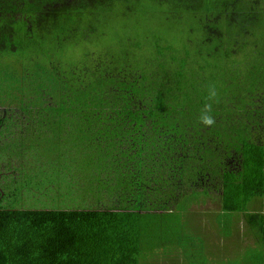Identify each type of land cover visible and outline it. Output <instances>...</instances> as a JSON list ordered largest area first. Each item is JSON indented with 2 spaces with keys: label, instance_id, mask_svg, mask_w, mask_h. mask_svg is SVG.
<instances>
[{
  "label": "trees",
  "instance_id": "1",
  "mask_svg": "<svg viewBox=\"0 0 264 264\" xmlns=\"http://www.w3.org/2000/svg\"><path fill=\"white\" fill-rule=\"evenodd\" d=\"M47 1L0 2V51L17 54L8 37L34 29L64 49L92 31L87 17L131 0ZM150 1L181 20V48L156 41L143 59L126 49L0 70V88L4 78L43 86L35 108L0 99V157L51 120L63 146L47 168L63 175L45 187L52 195L30 193L41 178L20 184L33 164L23 153L0 160V264H264V208L251 206H264V0ZM205 104L212 125L199 120ZM207 199L224 238L246 223L253 244L240 256L213 252L205 212L192 211Z\"/></svg>",
  "mask_w": 264,
  "mask_h": 264
},
{
  "label": "rangeland",
  "instance_id": "2",
  "mask_svg": "<svg viewBox=\"0 0 264 264\" xmlns=\"http://www.w3.org/2000/svg\"><path fill=\"white\" fill-rule=\"evenodd\" d=\"M130 4L119 5V8L114 7L111 11L100 10L98 14L89 16L83 23V27L91 25V32H85V34L78 32L80 39L78 43L71 42L65 43L64 49L62 45H56V41H53L50 35L45 36L43 39V33L33 30L31 36L25 34L14 35L8 37L10 43H13L17 48V54L11 49L0 51V70H18L21 66L25 67L29 61L27 57H34L35 61L41 58L43 61L46 57L51 56L52 61L59 62L62 64L73 65L75 63H83L87 56L90 54L108 53L110 55L121 52L128 49L130 53H137L142 59L149 55L150 48L158 42L173 43L175 42L176 47H182V41L186 40L184 29L181 25V20L174 18L167 10L159 4L150 0H131ZM93 25L98 29H95ZM82 26L80 29H82ZM26 33V31H25ZM38 40L37 42L34 40ZM142 47V48H141ZM58 49V52L56 51ZM19 56H22L21 61ZM25 58V59H24ZM25 65V66H24ZM3 84L0 88V99L2 103L11 105V108L16 105V108L31 109L40 106L41 103V83H28L25 79H3ZM27 84V85H26ZM28 88V89H26ZM21 106V107H20ZM39 119H42L41 117ZM48 119V118H45ZM46 127H41V132L38 135V140L32 143L16 142L14 148L3 147V153L1 154L0 160L2 162H8L12 158L24 154L23 159H29L33 164L26 165L23 171V179L20 184L34 185L37 179L41 178L40 191L25 190V195L34 192L39 197H42V193L46 195H52L50 190L45 187L53 188L58 185V181L63 180V175L57 172H51L47 168L53 167L55 162L53 161L56 157H61V150L63 146L55 141V133L51 131L49 125L46 123ZM54 135V137H53ZM53 137L50 140V137ZM17 145V146H16ZM13 151L11 152V150ZM18 158V157H17ZM38 170L36 175L30 173L35 168ZM23 169V168H22ZM45 171V173H44ZM62 182V181H61ZM44 190V191H42ZM77 192L73 194L76 195ZM65 194V193H64ZM41 202V199L40 201ZM68 202L79 205L80 200H74L73 197L69 198ZM261 202L254 201L252 205L264 208L260 205ZM27 208L39 209L41 207L30 204ZM53 207L68 208L72 206H58V203L51 205ZM250 206V207H251ZM45 207V206H43ZM73 206L72 208H76ZM48 208V206H47ZM217 204L211 199H207L204 204L192 206L194 212H205L198 216V219L203 220V225L207 227V233L209 235V243L211 242L213 252H218L221 256L226 253L229 257L240 256L244 251L246 245L253 244V239L245 240L246 237V223L243 218L234 220L231 224L233 226V235L230 238H224L221 229L219 228L218 222L214 218L210 217V214L219 210ZM212 211V212H211ZM195 216V215H194ZM200 217V218H199ZM214 217V216H213ZM198 223V221H194ZM220 222V221H219ZM198 226L197 224H195ZM212 231L209 232V231ZM213 235V237H212ZM226 236V235H224ZM184 264L183 259L179 260ZM176 260L173 264H176ZM156 264H172L170 262L156 263Z\"/></svg>",
  "mask_w": 264,
  "mask_h": 264
},
{
  "label": "clouds",
  "instance_id": "3",
  "mask_svg": "<svg viewBox=\"0 0 264 264\" xmlns=\"http://www.w3.org/2000/svg\"><path fill=\"white\" fill-rule=\"evenodd\" d=\"M215 94L216 93L214 87L209 86L208 89L209 98L214 97ZM199 120L204 125H212L214 123V118L210 111V105L205 104L203 108L200 110Z\"/></svg>",
  "mask_w": 264,
  "mask_h": 264
},
{
  "label": "flooded vegetation",
  "instance_id": "4",
  "mask_svg": "<svg viewBox=\"0 0 264 264\" xmlns=\"http://www.w3.org/2000/svg\"><path fill=\"white\" fill-rule=\"evenodd\" d=\"M8 2L9 4L18 5V4H27V3H33V4H49L47 0H0V2Z\"/></svg>",
  "mask_w": 264,
  "mask_h": 264
},
{
  "label": "crops",
  "instance_id": "5",
  "mask_svg": "<svg viewBox=\"0 0 264 264\" xmlns=\"http://www.w3.org/2000/svg\"><path fill=\"white\" fill-rule=\"evenodd\" d=\"M54 122H56L55 120H51V124H53Z\"/></svg>",
  "mask_w": 264,
  "mask_h": 264
}]
</instances>
